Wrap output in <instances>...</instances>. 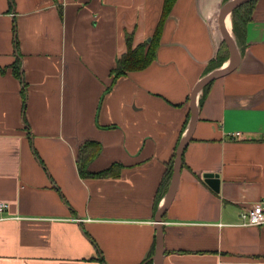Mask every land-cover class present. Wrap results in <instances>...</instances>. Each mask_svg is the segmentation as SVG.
I'll return each mask as SVG.
<instances>
[{
	"label": "crops",
	"instance_id": "crops-1",
	"mask_svg": "<svg viewBox=\"0 0 264 264\" xmlns=\"http://www.w3.org/2000/svg\"><path fill=\"white\" fill-rule=\"evenodd\" d=\"M222 4L176 0L153 61L112 82L126 36L133 46L148 40L162 0H0V264L147 257L168 189L156 205L155 195L188 128L191 92L225 50ZM237 48V66L195 96L161 217V264H264V225L237 224L264 199V0ZM85 141L96 152L81 168L110 175H80ZM206 172L218 175V191Z\"/></svg>",
	"mask_w": 264,
	"mask_h": 264
},
{
	"label": "trees",
	"instance_id": "trees-1",
	"mask_svg": "<svg viewBox=\"0 0 264 264\" xmlns=\"http://www.w3.org/2000/svg\"><path fill=\"white\" fill-rule=\"evenodd\" d=\"M176 0H162V8H161V14L159 17V20L154 28V31L150 38L148 40H144L137 45L133 46L132 44V37L130 35L126 36V51L117 58L114 66L110 69V75L112 82L117 80L119 77L125 75L128 71L133 70H141L145 67H147L155 58L156 49L159 45L160 35L163 28V24L168 17L171 8ZM227 0H223V3ZM257 0H248L241 5L235 7L231 11V20H232V33L235 38V41L238 46L241 47L242 43L245 42V31H246V25L250 21L252 13L255 9ZM223 48H225L224 52L222 50H219V54L217 53V61L215 66L211 67V69L215 67H219L222 62L228 57V50L227 46L225 44V41L222 40ZM12 70L17 77H19V65L18 62L12 63ZM204 91L206 92V88H204ZM201 100V99H200ZM188 120V116H187ZM187 123V121H186ZM185 123V124H186ZM180 139V138H179ZM179 141V140H178ZM177 141V143H178ZM89 142H84L81 146H79L77 151V163L79 167V173L83 177H90V176H101L105 177L112 173L113 170H101L99 172H88L86 170H83L81 167L82 161H85L88 159V157H92L94 155L95 151H88L87 146ZM176 143V146H177ZM175 146V148H176ZM175 157V150L173 152V155L170 159V161L166 165V169L163 173V176L161 178V181L159 183V186L157 188V192L155 195V205L158 203L159 199L163 197V195L166 193L171 179V174L173 170V161ZM155 249V238L153 240V243L151 244V248L149 250V253L147 257L140 263V264H152V255L154 254ZM99 252V251H98ZM99 259L100 261H103V258H101L100 252Z\"/></svg>",
	"mask_w": 264,
	"mask_h": 264
},
{
	"label": "water",
	"instance_id": "water-1",
	"mask_svg": "<svg viewBox=\"0 0 264 264\" xmlns=\"http://www.w3.org/2000/svg\"><path fill=\"white\" fill-rule=\"evenodd\" d=\"M248 0H227L224 2L219 10L218 13V22L220 26V30L223 36V39L225 41V44L228 48L229 51V62L226 65H221L217 68L212 69L210 72H208L206 75L200 78L198 82L195 84L191 95H190V119H189V124L188 128L181 136L179 139L177 146L175 148V157L173 161V170L171 174V179H170V184L168 187V191L166 194V200L164 204L157 210L155 214V227H156V232H155V249H154V254L152 255V264H161L162 262V255H163V237H162V228H161V217L162 213L171 201V198L173 196V193L175 191V187L178 182L179 178V172H180V167H181V159H182V154L183 150L187 144V141L190 137L191 130L193 128V125L195 124L196 118H197V112H196V106H195V96L197 95V92L207 83H209L211 80L214 78L221 76L231 70H233L238 62H239V50L237 48L235 39L233 34L227 30L225 26V18L227 14L231 13V11L241 5L242 3L246 2ZM205 181L211 186L212 189L215 191H218L219 188V178L216 173H211V172H206L203 174Z\"/></svg>",
	"mask_w": 264,
	"mask_h": 264
},
{
	"label": "built area",
	"instance_id": "built-area-1",
	"mask_svg": "<svg viewBox=\"0 0 264 264\" xmlns=\"http://www.w3.org/2000/svg\"><path fill=\"white\" fill-rule=\"evenodd\" d=\"M6 209L7 203L0 201V220L5 218ZM237 224L245 226L264 225V199L245 207L240 213V220Z\"/></svg>",
	"mask_w": 264,
	"mask_h": 264
},
{
	"label": "bare ground",
	"instance_id": "bare-ground-1",
	"mask_svg": "<svg viewBox=\"0 0 264 264\" xmlns=\"http://www.w3.org/2000/svg\"><path fill=\"white\" fill-rule=\"evenodd\" d=\"M230 24H231V15L229 13V14H227V16L225 18V26H226L228 31L232 30V28L230 27Z\"/></svg>",
	"mask_w": 264,
	"mask_h": 264
}]
</instances>
